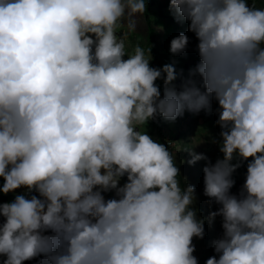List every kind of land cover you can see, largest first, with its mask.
<instances>
[{
	"label": "clouds",
	"instance_id": "9594fccd",
	"mask_svg": "<svg viewBox=\"0 0 264 264\" xmlns=\"http://www.w3.org/2000/svg\"><path fill=\"white\" fill-rule=\"evenodd\" d=\"M169 9L197 40L179 91L174 64L153 67L152 45L129 52L117 36L147 0H0V193H16L0 202V264H199L195 186L181 187L176 155L147 125L211 112L212 100L222 158L187 161H207L203 192L220 205L208 217L222 218L218 255L205 264H264V0ZM189 42L179 33L170 53Z\"/></svg>",
	"mask_w": 264,
	"mask_h": 264
},
{
	"label": "rangeland",
	"instance_id": "374dc122",
	"mask_svg": "<svg viewBox=\"0 0 264 264\" xmlns=\"http://www.w3.org/2000/svg\"><path fill=\"white\" fill-rule=\"evenodd\" d=\"M257 6H261L259 3ZM135 29L130 30L128 20L122 22L121 27L117 31L118 38L125 40L127 51L131 52L132 48L139 43L147 49L152 45L153 59L150 61L151 66L161 67L165 64H174L177 79L172 82L177 90L182 89L184 81L189 77V72L194 69L199 63V57L196 51L197 40L194 33L188 31V22H178L169 9V0H147V12L143 15L136 14L132 18ZM186 33L190 42L185 53L179 56H173L170 51V41L179 33ZM199 81L201 90L203 91L202 81L200 77H194ZM157 84L163 89V82L158 80ZM218 102L212 100V111L207 112L201 110L199 113H194L185 110L184 114L178 117L175 121H166L162 117L158 121H149L147 131L154 139H159L162 143H166L169 150L176 155V162L181 170V187L186 183L195 186L196 201L193 207L197 208L198 216L204 218L205 221V236L203 239L193 238V243L196 246L194 255L198 258L199 264H205L207 258L213 255H218L214 251L212 242L219 239L223 235L221 226L222 218L217 216L214 221L209 222V214L216 211L220 205L214 201L210 204L209 198L204 195V173L203 167L207 161L201 159L195 164H188L192 153H203L214 163L219 157L222 158V153L219 151V146L213 141H219V133L221 131L216 123L218 112L216 111ZM142 131L144 129H141ZM187 149V150H185ZM182 160L184 163L181 164ZM247 162L244 163L246 166ZM120 183L123 184L124 180ZM243 174L239 175L237 186L231 191L232 194L238 195L243 185ZM2 184V178H0ZM25 189H18L17 192H24ZM16 193H9L7 196L10 199L14 198ZM114 196V192L105 193L106 198Z\"/></svg>",
	"mask_w": 264,
	"mask_h": 264
},
{
	"label": "trees",
	"instance_id": "16d2710c",
	"mask_svg": "<svg viewBox=\"0 0 264 264\" xmlns=\"http://www.w3.org/2000/svg\"><path fill=\"white\" fill-rule=\"evenodd\" d=\"M240 174H243V182H244L245 177H246V166L243 165L241 168H239L233 174V178L235 179L236 183L233 186V188L230 190V192L237 186L238 178H239ZM10 200H12V199H10L7 195H4V194L0 193V202H8ZM0 219H2V218H0ZM39 259H42V257H37L36 259L31 260V261H25L24 264H37V260H39Z\"/></svg>",
	"mask_w": 264,
	"mask_h": 264
}]
</instances>
